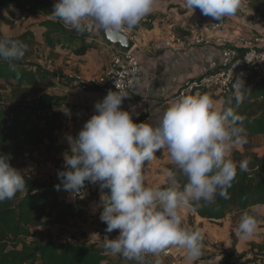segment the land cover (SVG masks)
Segmentation results:
<instances>
[{"label": "clouds", "instance_id": "clouds-1", "mask_svg": "<svg viewBox=\"0 0 264 264\" xmlns=\"http://www.w3.org/2000/svg\"><path fill=\"white\" fill-rule=\"evenodd\" d=\"M156 0H55L51 18L76 32L105 34L130 31L149 15ZM242 0H185L192 11L199 8L214 20L235 15ZM28 45L5 31L0 33V60L22 59ZM232 97L217 102L208 93L182 94L151 122H135L121 105L127 90H109L94 104L96 111L73 138L64 155L65 169L58 172L65 191L79 193L85 181L109 189L102 197L100 219L114 239L101 246L112 255L145 264L148 254L159 256L169 246L186 251L195 261L202 254L204 233L185 223L182 209L214 204L216 197L229 199L228 189L249 160L234 162L235 145L247 142L243 116L237 108L246 98L243 81L234 84ZM249 90V89H248ZM135 110L133 106L132 111ZM138 116L139 113H136ZM166 149L174 168L167 169L161 183L148 185L144 167ZM10 155L0 154V201L12 199L25 189L20 170L10 164ZM184 178V182H181ZM59 190L60 185H57ZM258 209L242 214L238 234L242 239L257 230ZM155 264H162L157 259Z\"/></svg>", "mask_w": 264, "mask_h": 264}, {"label": "trees", "instance_id": "trees-1", "mask_svg": "<svg viewBox=\"0 0 264 264\" xmlns=\"http://www.w3.org/2000/svg\"><path fill=\"white\" fill-rule=\"evenodd\" d=\"M242 1L264 23V0ZM54 3L55 0H0V8L8 14H12L14 9L28 15H44V19L38 25L43 29L42 36L46 47L54 50L59 46L76 56L84 55L93 45L92 33L76 32L61 21L52 19ZM14 18L17 19V16ZM29 34L24 32L21 36ZM246 72L250 73L249 70L244 71ZM38 74H40L38 70L30 67L22 59L11 62L0 60V80L14 88L24 87L23 92L21 90L18 92L20 98L32 95ZM244 86L249 90H245L246 98L237 108V113L244 118L247 139L264 137V77L253 79ZM207 89L201 86L195 90L205 93ZM218 96L223 101L232 97V104L236 103L234 94ZM67 109L69 111L70 108ZM59 116L61 114L54 110H36L18 104L5 107L0 104V154L10 155V164L19 170L16 161L20 156L27 157L31 152L43 147L45 139L53 141V135L60 134ZM235 156V162L248 159L249 165L246 172L237 168L236 178L232 187L228 189L230 198L217 196L214 204L207 205L201 202V206L192 205L190 207L192 215L189 219L196 214L203 219L219 221L231 214L232 226L238 227L244 212L256 205L264 204V153L259 155L244 148L243 152H235ZM170 168H174V165L169 166ZM24 179L26 186L23 191L18 192L12 199L0 201V264H27L28 261H33V264H107L108 255L102 248L58 242L41 233L42 230L55 225H68L70 219L79 216L90 202L96 200L97 192L93 191L85 200H79L83 196L75 198V202L65 201L57 194L56 186H62L60 181L42 184L26 177ZM181 182H184V178H181ZM102 211L103 201L98 207L99 215ZM260 220L263 218L258 214L257 222ZM230 236L232 246L220 250L219 258L207 264H234L231 259L244 263L264 260V242L261 244L250 242L252 254L249 257L245 253L238 254L234 251L233 231L230 232Z\"/></svg>", "mask_w": 264, "mask_h": 264}, {"label": "crops", "instance_id": "crops-1", "mask_svg": "<svg viewBox=\"0 0 264 264\" xmlns=\"http://www.w3.org/2000/svg\"><path fill=\"white\" fill-rule=\"evenodd\" d=\"M212 21L213 18L204 16L199 8H195L194 11L187 8L185 0H156L154 10L132 28L130 39L134 45L131 52L139 64V80L134 96L125 99L121 107L123 108L124 104L135 105L139 113L133 118L135 122H151L157 119L169 103L177 99L176 95L185 82L198 80L210 63L220 61L224 47L236 45L242 38L257 32L264 34V23L243 1L235 15L224 17V24L221 27L211 28L209 23ZM91 36L94 39L93 45L84 55L76 56L70 52L74 60L68 74V95L64 107L70 108L66 115H73L75 131L78 128L80 131L86 122L85 110L94 108V104L107 94L94 85H88L83 89L80 82L72 77L75 74L81 76L83 80L98 77L109 63L108 46L104 45L108 42L104 38L103 31L92 32ZM205 93L210 94L217 102L223 101L212 89L208 88ZM76 108L80 110L77 111ZM165 152L166 149H162L155 154L153 160L146 163L144 175L148 185L154 184V180L166 171L164 164L167 163L166 159L169 156ZM93 191L98 194L102 190H91L86 196H90ZM103 193L106 195L105 191ZM263 206L264 204L253 207L258 209V214L263 218L257 222L258 225L264 223L261 209ZM192 224L193 229H201L204 233L202 254L198 259L190 260L184 249L169 246L171 252L169 255L150 254L145 257V261L148 262V258L151 257L150 264H155L157 259L161 260L162 264H171L174 261L177 264L210 263L219 258L220 249L226 250L232 246L231 231L235 235L233 248L238 254L245 253L250 257L252 254L250 242L256 244L264 242V237L255 238L256 232L251 237L242 239L238 234V227L232 226L231 214L219 221H208L195 214ZM231 262L264 264L262 259L248 263L231 259Z\"/></svg>", "mask_w": 264, "mask_h": 264}, {"label": "rangeland", "instance_id": "rangeland-1", "mask_svg": "<svg viewBox=\"0 0 264 264\" xmlns=\"http://www.w3.org/2000/svg\"><path fill=\"white\" fill-rule=\"evenodd\" d=\"M14 16H17V19ZM43 19L44 15L42 14L28 15L25 12H18L14 9L12 10V14H8L0 8V33L7 31L13 38L27 44L28 49L22 60L40 72L35 79V85L32 89L33 96L31 95L25 98L18 96V92L24 90V87L14 88L11 84L0 80V104L5 107L18 104L36 110H54L61 114L59 116V122L61 123L60 134L58 136L53 135V141L45 139L43 147L31 152L27 157L20 156L16 161L24 177L42 184H51L56 181H60L61 183V180L58 178V172L65 169L64 155L70 149L67 137L71 136L75 138L78 135L79 128L75 131L73 125L75 119L73 120V115H66L68 109L64 107L65 98L68 95V74L72 69L70 67L74 59H72L71 53L65 48L57 46L54 50H49L46 47L43 42V29L38 25ZM24 32H29L30 34L22 37L21 35ZM249 74L246 72L240 78L244 85L253 81L252 76ZM215 96L217 97V95ZM244 148L248 152H255L262 155L264 153V137L256 136L247 139V142L243 145H235L231 152V159L234 162L236 160L235 152H243ZM166 160L167 163L164 164V169L167 170L173 164L170 157H167ZM164 174L165 171L161 173V177L158 176L154 180V184L161 183L164 179ZM57 194L59 198L65 201L75 202V198H71L68 191L63 189V186L59 188ZM104 195L103 191H100L97 194V200L95 202L92 201L81 215L70 219L68 225H55L49 229L42 230L41 233L54 241L85 246L94 245L104 249L101 246V242L105 238L114 239L119 234L118 230L108 233L106 231V223L100 219L98 207L101 201H103L102 197ZM87 198L86 196L79 200H85ZM261 209L264 214V206ZM181 211L184 215L185 223L192 227V219H189L191 215L190 208L182 209ZM262 237H264V223L258 225L255 238L261 239ZM104 251L108 255L107 264H136L135 261L127 260L119 254L112 255L109 251L105 249ZM150 258H148L146 264L152 262ZM27 264H33V261H28Z\"/></svg>", "mask_w": 264, "mask_h": 264}, {"label": "built area", "instance_id": "built-area-1", "mask_svg": "<svg viewBox=\"0 0 264 264\" xmlns=\"http://www.w3.org/2000/svg\"><path fill=\"white\" fill-rule=\"evenodd\" d=\"M224 24V18L214 20L209 23L213 29H217ZM91 34L92 32H85ZM132 29L130 31H121L119 34L131 38ZM108 46L109 63L105 70L98 77L89 80H83L78 74L73 75V79L80 82L83 89L88 85L96 86L101 92L107 93L109 90L115 91L117 88H123L128 91L131 98L135 94L136 84L139 80V64L132 54L131 50L123 51L110 43L104 44ZM249 70L254 80L264 77V34L257 32L251 36L242 38L238 44L226 46L221 51V59L218 63L212 62L203 70V75L194 81H187L179 90L176 98L182 94H191L197 92L198 87L204 86L219 95L228 96L235 93L234 84L239 76ZM126 98V99H128ZM124 110H129L136 117V107L132 111L134 104H124ZM79 111V108H76ZM96 111L95 108L85 110L86 121ZM99 189L109 193V189H101L99 183L93 184L85 181L84 187L79 193L68 191L72 198L86 196L91 190ZM170 248L161 251L160 255H169ZM150 255V254H148ZM147 255V256H148ZM146 264V261H145ZM171 264H177L176 261Z\"/></svg>", "mask_w": 264, "mask_h": 264}, {"label": "water", "instance_id": "water-1", "mask_svg": "<svg viewBox=\"0 0 264 264\" xmlns=\"http://www.w3.org/2000/svg\"><path fill=\"white\" fill-rule=\"evenodd\" d=\"M103 35L108 43L120 48L123 51L131 50L134 45L133 41L129 37L119 33L105 34L103 32Z\"/></svg>", "mask_w": 264, "mask_h": 264}]
</instances>
